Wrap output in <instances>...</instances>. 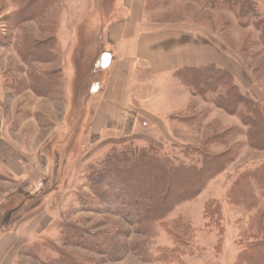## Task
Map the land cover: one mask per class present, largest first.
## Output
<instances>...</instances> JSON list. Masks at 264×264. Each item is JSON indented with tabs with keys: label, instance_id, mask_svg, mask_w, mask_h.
Segmentation results:
<instances>
[{
	"label": "rangeland",
	"instance_id": "1",
	"mask_svg": "<svg viewBox=\"0 0 264 264\" xmlns=\"http://www.w3.org/2000/svg\"><path fill=\"white\" fill-rule=\"evenodd\" d=\"M28 1L0 0V156L9 160L12 153L20 175L0 168V232L19 225L27 234L9 248L13 264H247V252L264 239V189L247 177L264 166V146L250 143L240 116L177 74L167 82L173 97L162 111L164 125L152 120L154 126L138 123L134 132L89 141V98L107 68L102 32L118 13L117 0H52L38 17L24 19ZM252 1L264 17V2ZM232 3L149 0L147 14L218 35L245 72L239 75L245 85L235 82L264 108L261 32L256 19ZM129 145L157 146L159 154L181 159L188 153L183 146L201 147L222 169L200 191L196 185L172 191L174 198H189L161 221L129 219L106 204L99 195L107 187L94 180L102 161ZM121 162L127 177H138L129 168L139 166L136 160ZM245 186L255 197L252 205Z\"/></svg>",
	"mask_w": 264,
	"mask_h": 264
},
{
	"label": "crops",
	"instance_id": "2",
	"mask_svg": "<svg viewBox=\"0 0 264 264\" xmlns=\"http://www.w3.org/2000/svg\"><path fill=\"white\" fill-rule=\"evenodd\" d=\"M148 1L117 0L118 13L103 28L107 68L102 85L89 98L92 110L87 134L91 142L109 132H134L138 123L154 126L155 120L164 125L162 111L173 97L167 90V82L180 69L215 64L232 72L239 84L245 85L240 79L245 73L241 63L218 35L190 24H166L150 19ZM3 121L0 104L1 130ZM12 161L0 156V168H6L9 175L18 179L20 175L15 173ZM18 211H11V216ZM22 228L18 225L12 232L4 235L0 232V264H13L9 248L27 235Z\"/></svg>",
	"mask_w": 264,
	"mask_h": 264
},
{
	"label": "trees",
	"instance_id": "3",
	"mask_svg": "<svg viewBox=\"0 0 264 264\" xmlns=\"http://www.w3.org/2000/svg\"><path fill=\"white\" fill-rule=\"evenodd\" d=\"M221 1L231 4L232 8L234 6L232 2H236V4H240V12L243 15L255 18L264 42V17L259 11V4L252 0ZM49 2L52 0H29L23 7L21 18L38 17L45 11ZM177 74L180 80L187 81L188 84L184 82L185 84L189 85L192 82L195 92L202 95H206L208 92L215 94L214 101L240 116L248 128L247 134L250 143L255 146H264V108L259 101L241 91L232 72L215 64H209L203 67L183 68ZM1 139L0 137V142ZM0 144L2 147V143ZM183 147L185 148L184 153L188 151L185 154V159L191 157L189 163L185 159H181L179 155L172 157L159 154L157 146L129 145L119 151H112L102 161V168L94 178L95 182L102 183L107 187V191L105 189L104 193L99 196L105 199L110 208H116L115 210L128 218L131 216L129 219L139 217V220L161 221L178 202L189 198L185 194L174 198L171 195L172 191L174 194H181L190 185L191 187L196 185V191H200L206 182L217 174L219 169H222L221 166L213 164L216 160L208 150H201V147H189V145ZM192 149L195 153L190 152ZM128 157L139 163L138 167L135 164L129 167L131 172H135L138 177L132 179L127 177L125 174L127 169L120 166L121 160H126ZM10 160H13V157H10L9 160L7 157V162ZM247 177L251 184L257 182L264 189V166L254 171L251 170ZM148 179L155 183L156 187L150 184L146 185ZM174 183L177 184L176 188L172 187ZM147 187L148 190L142 192V188ZM242 192L248 199L253 195L252 190L246 186L242 188ZM254 199L253 195V199L249 200L248 204L252 205ZM8 214L11 215V213ZM91 242L90 245L93 248L98 246L95 241ZM247 254L245 256L248 257L247 264H264V239L254 242L250 253L247 252Z\"/></svg>",
	"mask_w": 264,
	"mask_h": 264
}]
</instances>
